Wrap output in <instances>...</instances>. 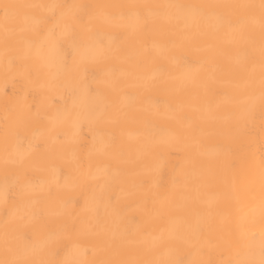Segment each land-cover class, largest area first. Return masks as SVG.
<instances>
[{"label": "bare ground", "instance_id": "obj_1", "mask_svg": "<svg viewBox=\"0 0 264 264\" xmlns=\"http://www.w3.org/2000/svg\"><path fill=\"white\" fill-rule=\"evenodd\" d=\"M0 264H264V0H0Z\"/></svg>", "mask_w": 264, "mask_h": 264}]
</instances>
